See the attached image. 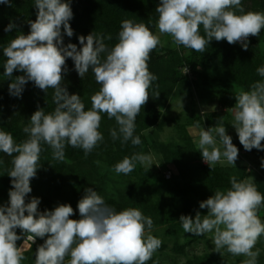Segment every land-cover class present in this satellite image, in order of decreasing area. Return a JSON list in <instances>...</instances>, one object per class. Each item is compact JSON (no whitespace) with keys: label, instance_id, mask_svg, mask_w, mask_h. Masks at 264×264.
<instances>
[{"label":"clouds","instance_id":"1","mask_svg":"<svg viewBox=\"0 0 264 264\" xmlns=\"http://www.w3.org/2000/svg\"><path fill=\"white\" fill-rule=\"evenodd\" d=\"M0 4L11 6V0H0ZM34 7L36 19L28 21V34L15 35L3 47V75L12 78L14 71L23 73L8 85L10 95L20 97L31 81L45 93L53 89L56 106L47 114L38 108L31 115L29 125L23 129L28 138L20 143L10 132L0 130V152L13 157L7 174L11 178L9 201L0 205V264H22L26 259L21 246H17L21 239L17 229L23 237L29 234L27 239L33 243L36 238L44 240L36 249L35 264H147L161 240L150 234L153 220L139 209L116 211L89 187L77 204L79 219H71L75 210L70 204L40 211V198L32 197L26 202V197L32 192L30 181L41 167L42 144L52 149V157L58 161L65 159L66 145L81 148L87 155L104 139L99 131L101 113L114 118L119 126V136L116 129L110 130L113 140L122 136V142L141 144L140 137L134 136L135 120L157 79L149 70L148 61L161 44L160 36L143 23L125 19L118 42L111 48L104 42L111 40V35L93 32L78 37L79 48L74 43L64 45L63 34H74L69 23L73 18L70 2L35 0ZM155 11L159 33L170 36L175 45L196 52H204L213 39L226 40L230 45L240 42L247 50L248 38L259 36L264 29V12H245L241 0H160ZM14 27L10 22L4 31ZM68 58L74 62L81 80L91 70L100 85L91 96L88 110L80 95L69 94L62 85ZM257 72L264 77V67ZM235 100L231 124L239 143L246 151L264 150V82H255L250 91L240 90ZM198 136V151L211 170L222 163V157L235 165L239 149L227 134L223 117L217 126L200 130ZM137 161L150 164L151 158L144 154L126 156L114 166V171L127 175ZM252 180V176L239 182L231 177L230 188L217 189L200 202V209H207L206 215L197 211L195 218L180 216L183 231L196 235L213 233L215 252L226 249L233 256L248 257L243 264H257L259 251L253 249L264 235V222L259 216L264 194Z\"/></svg>","mask_w":264,"mask_h":264},{"label":"trees","instance_id":"2","mask_svg":"<svg viewBox=\"0 0 264 264\" xmlns=\"http://www.w3.org/2000/svg\"><path fill=\"white\" fill-rule=\"evenodd\" d=\"M70 2L73 11V18L69 21L74 34L64 40V45L74 43L80 47L78 37L87 36L90 33L96 35L103 34L105 37L111 35L112 39H105V44L111 48L118 42V33L121 30V22L125 19L132 20L134 23H143L153 32L156 33V21L158 13L155 8L160 0H67ZM35 0H11V6L8 4H0V130L10 132L14 140L20 143L28 138V134L23 129L29 125L31 115L38 110L44 109L45 113L54 111L55 103L53 102L54 90L49 88L45 93L29 81L25 86L20 97L10 95L8 85L16 76L23 75L19 71H14L12 78L3 75V47L14 38L15 35L28 34L30 27L28 21L36 19L37 9L34 7ZM242 7L245 12H264V0H241ZM12 22L15 27L6 32L4 29ZM201 34L203 28L201 26ZM264 29L261 30L259 36H250L247 40L248 48L244 50L242 44H229L226 40L216 41L213 39L206 46L204 52H196L192 49L178 46V48L161 52L159 46L152 51L148 61L149 70L157 77L152 82L149 89L150 98L141 109L135 120L134 136H139L140 145H133L131 141L122 142V136L113 140L110 135V130L116 129L119 136V126L115 119H109L106 113H101V124L99 131L104 139L87 155L81 148L65 147V159L58 161L52 157V149L42 144V152L40 154L39 166H41L35 178L30 181L32 192L26 197V202L30 201L35 196V192L46 185L52 184L60 175L77 172L75 166L81 164H89L94 166V159L98 154L107 153L120 160L124 157H131L134 154H142L146 137L144 132L155 127L162 119V111L167 103L179 93L184 85H190L194 81H190L182 69L186 66L191 67L192 72L197 77L207 79L209 73H214V77L224 76L229 80L236 82L244 90L250 91L252 84L257 81L264 82V77H261L257 69L264 67V57L260 51V44L263 39ZM62 85L67 88L69 94H78L85 105V110L91 108V96L94 95L100 88L96 83L94 74L91 70L82 78L79 77L74 68V62L71 58L66 61V71L64 73V81ZM159 93L158 97L156 94ZM194 125L198 122H193ZM233 144L239 149V152L249 154H258L259 150L252 149L246 151L243 146L234 141ZM264 144V141H262ZM263 151V150H262ZM16 155V154H13ZM13 157L0 152V183L11 188V178L7 175L12 168ZM253 170L250 166L239 165L232 168L215 165L212 170L210 167H202L198 172H194L187 180V192H196L198 187H201L203 195L197 197L198 204L191 205L188 200L186 206L179 210L181 215H190L195 218L196 212L201 215L207 214V209H200L201 201L214 195L217 189L224 190L230 188L231 177L235 176L237 181L250 178L253 175ZM87 176L84 177L86 179ZM183 178H187L183 176ZM182 178V179H183ZM166 187H171L178 181L173 176L169 179L163 176ZM252 182L256 185L258 191L264 194V180L255 179ZM131 191L128 198L121 201H110L108 206L116 211H121L126 208H137L146 217H151L153 220L152 229L159 225H171L167 229L166 234L174 236L178 233H185L180 222H174L172 219L163 214L158 204H154L145 196H138ZM264 207H261L263 209ZM260 209V210H261ZM260 212V211H259ZM260 216V215H259ZM71 218V217H70ZM72 219V218H71ZM264 222V216H260ZM17 235L21 239L17 241V246L24 239L27 233L23 234L19 229L16 230ZM262 235L261 237H263ZM161 240V246L155 251H163L167 248V244ZM44 242L43 239L36 238L30 248L24 253L26 257L22 264H35L36 249ZM172 250L177 254H185V245L180 244L175 240ZM155 253L147 264H153ZM200 261H205V258H199Z\"/></svg>","mask_w":264,"mask_h":264},{"label":"rangeland","instance_id":"3","mask_svg":"<svg viewBox=\"0 0 264 264\" xmlns=\"http://www.w3.org/2000/svg\"><path fill=\"white\" fill-rule=\"evenodd\" d=\"M155 34L160 36L161 44L158 46L161 52L178 48L172 42V38L161 35L158 28ZM67 38L68 36L63 34V39ZM259 47L264 57V34ZM182 71L191 82L195 78L196 80L190 85L182 86L179 93L163 109L159 124L144 132L146 142L142 154L151 158L150 164H141L137 161L131 173L117 174L114 166L121 160L107 153L98 154L94 159V166L89 164L75 166L77 172L60 175L52 184L37 190L35 196L41 200L39 210H52L57 205L66 203L75 210L71 218L79 219L77 204L85 194V189L89 187L96 190L106 204L114 200H124L134 190L133 194L145 196L154 204H158L163 214L174 222H179L181 216L179 210L186 206L189 200L191 205L198 204L197 197L204 194L201 187H198L196 192L185 193V190H188V178L202 167H209L197 148L198 133L203 128L217 126L223 117L224 127L227 134L232 137V142H239L235 128L231 124L233 121L231 108L236 103L235 95L244 89L224 76L213 79L214 73H209L210 76L205 79L197 77L189 66L184 67ZM196 121L199 128L196 127L197 124H193ZM221 160L222 163L216 165L232 169L239 165H247L253 170L251 176L254 180H264V167L261 166L264 162V150H259L258 154L239 152L235 165L228 164L223 157ZM168 171H172L178 182L167 188L162 180ZM9 190L10 187L0 183V205L8 203ZM259 215L264 216V208L260 210ZM169 227L171 225L167 223L151 230V235L158 239L162 238L167 244L165 250L155 253L153 264H243V261L248 259L243 255L233 256L226 249H221L220 253L215 252V245L212 243L213 233L204 235L178 233L169 236L166 234ZM28 235L26 234L18 244L23 255L33 243L27 239ZM175 240L185 245V254H177L172 250ZM257 250L259 251L257 264H264V236L259 238L253 249ZM199 258H205V261L199 262Z\"/></svg>","mask_w":264,"mask_h":264},{"label":"built area","instance_id":"4","mask_svg":"<svg viewBox=\"0 0 264 264\" xmlns=\"http://www.w3.org/2000/svg\"><path fill=\"white\" fill-rule=\"evenodd\" d=\"M166 176V178L167 179H169L170 177H171V175H172V171H168V172H166V174H165Z\"/></svg>","mask_w":264,"mask_h":264}]
</instances>
